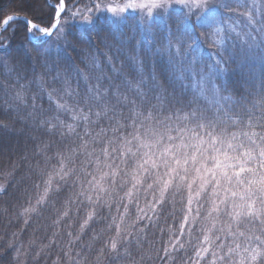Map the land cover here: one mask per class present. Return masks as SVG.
I'll return each mask as SVG.
<instances>
[{
	"label": "snow or ice",
	"instance_id": "6c2138e0",
	"mask_svg": "<svg viewBox=\"0 0 264 264\" xmlns=\"http://www.w3.org/2000/svg\"><path fill=\"white\" fill-rule=\"evenodd\" d=\"M21 4L19 10L0 7V49L11 43L4 33L19 21L24 23L26 44L32 46L11 57V67L0 59L17 81L27 80L31 70L32 82H36L39 64L43 72L38 79L43 86L45 77L62 59L61 52L66 54L69 48L75 51L78 45L88 43L91 37L74 35L70 22L91 25L97 14L110 13L112 23L119 24L126 19L123 14L131 10L137 13V23L144 31L153 37L162 35L166 41L158 51L167 53L170 62L181 58V74L196 80L198 94L206 101L184 103L166 95V90L158 94L162 85L155 81L144 91L143 78H125V90L119 85L105 88L97 77V83L82 97L68 88L49 92L50 99L55 93L58 114L44 119L37 111L36 97L26 95L28 85L18 84L15 103L4 109L5 116L12 112L15 119H0V131L12 123L30 121L37 129L58 134L62 141L52 156L47 155L50 145L42 143L43 175L47 177L42 181L43 192L38 193L35 203L29 198L21 205L18 217L28 225L32 216L39 214L38 207L69 180L75 200L70 197L65 201L53 224L71 219L73 203L77 212L85 202L90 206L79 229L65 233L68 240L61 249L63 255L54 264H62L64 258L68 264H87L85 250L91 253L94 249L95 264L106 260L148 264L154 259L168 264L173 253L181 251L186 264H264V87L235 98L213 79L226 71L225 53L229 59L256 55L264 60V0H121L119 4L90 0L83 7L78 0H21ZM11 30L15 32V28ZM229 36L240 42L239 52L235 46L232 52L224 47ZM101 42L109 51L123 50L122 41L109 43L105 38ZM203 44L216 52L215 58L209 56L211 63L201 69L187 53ZM53 46L56 60L51 55ZM58 79V74L53 77ZM64 96L73 98V104L64 102ZM29 107L31 111H27ZM60 113L68 120L61 119ZM6 192L0 184V194ZM168 203L173 205V216L175 205L180 204L176 231L168 230V241L160 248L153 242L145 248L147 231L157 227ZM104 206L109 211L115 206L118 215L111 216L106 228L83 244L89 221L96 209ZM129 216L131 219H126ZM58 235L54 231L40 252L58 246ZM18 239L17 233L8 240L0 238V264H24L21 258L27 251ZM35 243L30 239L28 248ZM78 244L81 251H75Z\"/></svg>",
	"mask_w": 264,
	"mask_h": 264
},
{
	"label": "trees",
	"instance_id": "16d2710c",
	"mask_svg": "<svg viewBox=\"0 0 264 264\" xmlns=\"http://www.w3.org/2000/svg\"><path fill=\"white\" fill-rule=\"evenodd\" d=\"M80 6L88 5L90 0H78ZM121 3V0H114ZM251 2V0H249ZM259 3V0H258ZM0 7L8 11L19 10L22 8L21 0H2ZM126 19L120 21L119 24L112 23L110 13L97 14L95 22L91 25H83L79 22H70V30L74 35H89L91 39L85 45H78L76 50L71 48L67 53L61 52V60L58 61L56 70L47 75L45 80L47 83L41 86L39 77L43 70L36 65L35 77L36 82H32L34 77L29 71L27 80H16L15 73L8 74V68L0 63V119L8 121L9 117L15 119V114L9 112L7 116L4 109L15 103L13 94L18 84H27L26 95L31 98L36 97L35 104L38 112H41V118L47 119L57 115L56 96L50 99L48 93L53 89L68 88L70 91L78 92L82 97L89 86L97 83V77H100L99 83L105 88H113L117 85L121 90H125L126 86L123 81L125 78L138 81L144 80V91H149L153 86V81L162 85L158 90V94H165L169 97H175L178 100L188 103L195 100L197 103L204 104L206 101L198 94L196 80L186 78V74H181V58L175 57L169 60L167 53H161L158 49L166 46V41L162 35H156L144 31L137 23V13L129 10L123 14ZM11 28H15L13 33ZM4 35L11 43L7 48L0 49V59L6 60L9 67L12 66L11 57L21 52L26 46V30L23 21L13 22L9 31ZM107 38L109 43L123 42V50L116 52L115 48L109 51L101 41ZM235 50L239 52L240 42L229 36L226 38L224 47L229 52ZM216 49L209 48L207 44L199 46L195 51L188 52L187 58L195 57L197 64L201 69L205 63H211L210 54L215 58ZM52 59H57V49L55 46L51 50ZM113 59L109 61L108 57ZM135 59H132V57ZM226 62V71L219 75L218 78L213 77L216 83L227 87L229 92L235 98L240 95H246L250 91H260L264 87V60L260 56L249 55L247 59H243L242 55L234 56L229 59L228 54H224ZM187 64V60L183 62ZM80 70L78 73L77 70ZM58 74L59 79L53 80ZM206 75L208 72L206 71ZM89 77L85 80L84 77ZM67 81V83H65ZM133 94L131 91L128 93ZM151 96L152 93L149 92ZM64 102L69 105L73 104V98L64 96ZM31 104V99H29ZM31 107L27 111H31ZM60 118L68 120L64 113H60ZM61 137L58 134H50L43 128L37 129L30 121L12 123L7 130L0 131V184L5 185L6 194H0V238L8 240L12 238V233H17L18 242L25 245L27 255L21 259L24 264H54L58 257H62L61 249L66 244L68 237L67 231L76 232L79 224L86 217L90 206L85 202L79 206L77 212V204L73 203L70 208L69 218H64L60 224L54 225L53 222L58 218L59 212L63 211L65 201L73 196L72 181L61 185V191L53 193L49 196L47 202L38 207V215H33L30 223L25 225L23 217H18L21 205H26V201L31 198L32 202L43 192L42 181L47 177L43 175L45 170L44 154L41 153L40 147L42 143L50 145L47 155L52 156L56 152L57 146L61 144ZM67 143V141H64ZM82 159V158H81ZM55 164V161L51 162ZM50 170V168H49ZM11 173V175H8ZM39 185V189L36 188ZM78 186L76 191H78ZM82 199V198H81ZM169 196V200H171ZM176 201L180 200L179 196L175 197ZM141 206H143V198H141ZM196 205L193 204V208ZM7 209V211H5ZM180 204L175 205V215L173 205L168 203L165 205L164 211L161 212L157 227L150 228L144 239V247H149V242H153L156 248H160L162 244L168 241L171 228L176 231L180 220ZM121 211H123L121 209ZM133 213L135 209L132 210ZM118 215L115 206L109 208L107 206L96 209L93 220L89 221V226L85 230L82 237V243L87 244L94 233H100L110 222L111 216ZM126 219H131L127 217ZM68 225H71L69 228ZM163 229V235L161 233ZM59 233L56 237L58 246L40 252L42 244L49 243V237L53 232ZM32 239L36 243L32 248H28V241ZM100 245L97 244L96 247ZM187 247V246H186ZM75 251H81V245L78 244ZM40 252V255H37ZM87 264H95V249L88 253ZM174 259L168 261V264H186V256L184 252L173 253ZM62 264H68L64 258ZM104 264H117L115 261L106 260ZM148 264H162L159 259L149 261Z\"/></svg>",
	"mask_w": 264,
	"mask_h": 264
},
{
	"label": "rangeland",
	"instance_id": "374dc122",
	"mask_svg": "<svg viewBox=\"0 0 264 264\" xmlns=\"http://www.w3.org/2000/svg\"><path fill=\"white\" fill-rule=\"evenodd\" d=\"M117 4H119V2H116Z\"/></svg>",
	"mask_w": 264,
	"mask_h": 264
}]
</instances>
